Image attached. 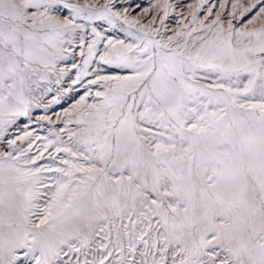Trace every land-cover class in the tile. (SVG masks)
<instances>
[{"label": "snow or ice", "instance_id": "1", "mask_svg": "<svg viewBox=\"0 0 264 264\" xmlns=\"http://www.w3.org/2000/svg\"><path fill=\"white\" fill-rule=\"evenodd\" d=\"M178 6L0 0V264H264V0Z\"/></svg>", "mask_w": 264, "mask_h": 264}, {"label": "rangeland", "instance_id": "2", "mask_svg": "<svg viewBox=\"0 0 264 264\" xmlns=\"http://www.w3.org/2000/svg\"><path fill=\"white\" fill-rule=\"evenodd\" d=\"M83 2V0H81ZM92 2V0H90ZM157 0H124L125 5L128 3H133L134 5H140L141 7H148L153 3H156ZM161 3L164 2V0H160ZM169 3L173 5H179L178 7L175 8V11H170L169 16L166 20L167 27L169 29H174L179 27L180 21L183 20L184 17H188V5L190 4H195L198 2V0H168ZM221 0H209V4H216L217 7L214 9V11H219V3ZM230 2V0H229ZM131 11V9H129ZM183 13L181 16L180 14ZM133 15L139 16L140 15V10L137 9L136 12L133 13ZM204 12L201 11L200 16L201 18L203 17ZM105 28H108L107 24H104ZM108 34H111L113 36L116 35H122L119 33L118 29H111L108 28ZM76 61L79 62V54L77 52L76 56ZM69 65L72 63V58L69 59L68 61ZM72 76L74 78V73H72ZM91 78V77H89ZM87 81L85 80V83ZM70 85V80H65L64 81V86L67 87ZM55 91V90H54ZM95 91V89H93ZM84 93V88L81 87L80 85L75 86V90L73 92H70L67 96H64L60 99V102L58 104L51 105L50 110L48 111V115L54 116L56 113H62V110L64 108L70 107L72 103L75 102V100L79 99L80 95H83ZM51 97H49L50 99ZM44 110H34L33 111V121H29L28 118H20L18 125L15 128H12L9 130L8 133V138H14V135L18 132L19 129H22L24 125L27 123L30 125L29 130L35 131L36 134L40 136H47L48 135V130L51 127L50 125L47 124V122H41V123H36L35 120L38 116L43 115ZM62 126V125H61ZM66 139V137H65ZM40 141H37V144H39ZM26 147V145H24ZM0 150H6V145L3 140V138H0ZM36 147H33V152L35 153ZM47 156V154H45ZM47 159L41 161V163H47Z\"/></svg>", "mask_w": 264, "mask_h": 264}]
</instances>
